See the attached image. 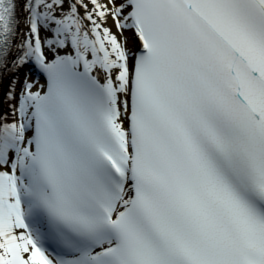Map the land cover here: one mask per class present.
I'll return each mask as SVG.
<instances>
[{
  "label": "snow or ice",
  "instance_id": "snow-or-ice-1",
  "mask_svg": "<svg viewBox=\"0 0 264 264\" xmlns=\"http://www.w3.org/2000/svg\"><path fill=\"white\" fill-rule=\"evenodd\" d=\"M22 8L23 32L0 0V264H264V0Z\"/></svg>",
  "mask_w": 264,
  "mask_h": 264
},
{
  "label": "bare ground",
  "instance_id": "bare-ground-1",
  "mask_svg": "<svg viewBox=\"0 0 264 264\" xmlns=\"http://www.w3.org/2000/svg\"><path fill=\"white\" fill-rule=\"evenodd\" d=\"M21 12H22L23 14H26V13L23 11V8H22ZM18 18H19V17H18ZM20 30H21V32H23V31L25 30L24 19H21V20H20ZM128 35H131V34L128 33ZM130 46H132V45L130 44ZM27 70H28V69H26V67H25V68H23V69H21V70L19 71V78H20V80H21V74H20V72H21V73H22V72H27ZM24 74H25V73H24ZM10 79H11V74H9V73H5V75H4V87H3V88H0V97H2L3 92L6 90L7 83H8V81H9ZM3 110H4V111L7 110V106H6V105L3 106Z\"/></svg>",
  "mask_w": 264,
  "mask_h": 264
}]
</instances>
